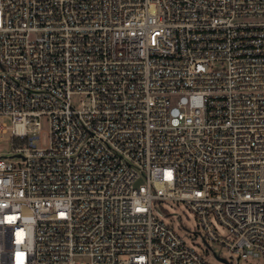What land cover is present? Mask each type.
I'll list each match as a JSON object with an SVG mask.
<instances>
[{"label": "built area", "instance_id": "1", "mask_svg": "<svg viewBox=\"0 0 264 264\" xmlns=\"http://www.w3.org/2000/svg\"><path fill=\"white\" fill-rule=\"evenodd\" d=\"M2 117L0 264L264 258V0H0Z\"/></svg>", "mask_w": 264, "mask_h": 264}, {"label": "rangeland", "instance_id": "2", "mask_svg": "<svg viewBox=\"0 0 264 264\" xmlns=\"http://www.w3.org/2000/svg\"><path fill=\"white\" fill-rule=\"evenodd\" d=\"M0 122L7 125L5 132H0V154L8 155L12 150V139L10 136V120L6 117L0 118ZM48 123L46 119H41L40 133L41 145L47 144ZM40 144V143H39ZM158 209L167 214V222H170L178 232L189 242L194 243L195 248L201 252L206 259L216 264H223L213 254L215 252L220 257L225 258L228 262L234 263V260L228 256L227 250L217 243L209 241L211 248L204 243L203 227L199 223L198 217L182 201L164 200L158 205ZM212 224L217 231L226 235V230L212 217ZM238 264H264V258H251L247 260L239 259Z\"/></svg>", "mask_w": 264, "mask_h": 264}, {"label": "water", "instance_id": "3", "mask_svg": "<svg viewBox=\"0 0 264 264\" xmlns=\"http://www.w3.org/2000/svg\"><path fill=\"white\" fill-rule=\"evenodd\" d=\"M222 261H224V259L223 258H220Z\"/></svg>", "mask_w": 264, "mask_h": 264}]
</instances>
